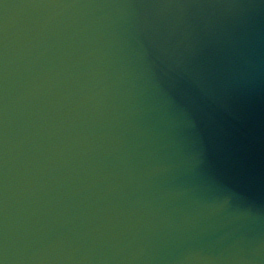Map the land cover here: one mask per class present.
<instances>
[{
	"label": "water",
	"instance_id": "1",
	"mask_svg": "<svg viewBox=\"0 0 264 264\" xmlns=\"http://www.w3.org/2000/svg\"><path fill=\"white\" fill-rule=\"evenodd\" d=\"M0 264H264V0H0Z\"/></svg>",
	"mask_w": 264,
	"mask_h": 264
}]
</instances>
